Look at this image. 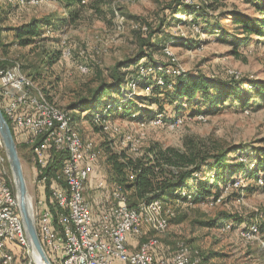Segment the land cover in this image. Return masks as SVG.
<instances>
[{"label": "rangeland", "instance_id": "obj_1", "mask_svg": "<svg viewBox=\"0 0 264 264\" xmlns=\"http://www.w3.org/2000/svg\"><path fill=\"white\" fill-rule=\"evenodd\" d=\"M164 2L165 0H81L79 11L73 18L70 12L75 7L67 9L59 0H13L11 3L0 0V70L3 68L5 72H18L31 79L37 89L36 93L40 92L48 102L68 111V106L83 96L88 86L96 85V75L101 73L102 78L109 81V70L117 62L136 56L142 49L140 40L147 38L138 33L140 27L157 22L161 17L165 18L164 13H160ZM200 2L201 0H186L192 6H198ZM216 8L208 13L228 35H207L195 26L190 28L189 24L183 23L189 19L180 14L165 18V24H175L164 28L171 43L165 44L164 50L156 56L162 57L166 64H172L171 67H176L168 70L167 74L197 73L224 82L230 79L263 81L264 38L252 35L248 37L246 45L236 47L238 43L235 38H245L246 35L237 31L229 17H224L225 14L234 12L248 17H255L257 14L242 0H222ZM173 18L183 22L176 24L172 21ZM32 19L48 20L50 24H57L56 29L49 32L44 29V25L40 26L37 43L21 47L16 43L12 30ZM144 28L146 31V27ZM190 41L200 43L191 49L187 46ZM234 50L238 53L234 54ZM59 51L61 56H58L56 63L51 67L47 66L50 57ZM36 70L39 71L35 72ZM36 73L39 74L36 78L28 76H35ZM146 74L147 72L140 73L141 76ZM234 76L238 78L235 79ZM243 88L250 87L245 84ZM128 89L131 94L126 96L127 100L132 95L136 97L146 94L137 92V85L135 88H126L127 91ZM250 96H253L251 106L245 111L237 103L230 101L219 111L204 113V117L197 118L190 117L191 109L188 105H183L176 123L169 119L168 113L165 121V115L159 113L155 116L159 120L154 118L155 120L145 119V122H139L140 120L132 119L128 112H115L110 116L106 112L108 122L99 118L94 120L96 115L104 113V109L89 118L85 117V113L69 111L73 124L70 128L80 136L85 145H90L85 154L96 166L98 161H102L105 148L113 152L126 149L129 156L136 157L151 144L182 149L186 138L196 137L222 149L234 148L230 158H237L239 162L252 167L264 155V100L255 98L253 93H248L246 99ZM118 98L114 94V100ZM133 104L139 102L133 99ZM144 106L148 111L156 110L157 107ZM20 148L18 154L34 215L37 212L36 202L45 198V194H41L42 188L35 175V156L27 146ZM237 150L246 157H239ZM0 153L5 155L1 141ZM98 166L96 175L100 181L105 178V170L102 164ZM3 177L14 189L8 162ZM87 187L86 195L91 196V184ZM90 196L86 197L91 200ZM140 206L145 211L149 205ZM155 208L148 210L151 217L164 222L166 228L144 226L146 229L140 233L139 244L143 243L140 238L145 234L143 238L153 237L155 240L152 241H155L157 247L162 245L168 254L186 245L204 256L212 254L216 257L213 262L218 264H264V233L253 235L249 230L242 231L250 223L264 224V184L261 181L257 184L253 179L238 180L229 185L215 202L210 200L198 205L179 203L172 208L157 204ZM209 221H212L211 225H204ZM252 227L253 225L249 229L252 230ZM148 241L151 240L145 242ZM28 251L30 259L34 261L33 252Z\"/></svg>", "mask_w": 264, "mask_h": 264}, {"label": "trees", "instance_id": "obj_2", "mask_svg": "<svg viewBox=\"0 0 264 264\" xmlns=\"http://www.w3.org/2000/svg\"><path fill=\"white\" fill-rule=\"evenodd\" d=\"M25 1L30 2L32 0ZM59 1L67 9L75 7V10L70 12V16L73 17L74 15L76 17L81 0ZM221 1L201 0L197 4L198 6H192L186 3V0H165L160 8V13H164L165 18L178 14L183 15L189 20L183 22L181 19L173 18L172 21L176 24L181 22L189 24L190 28L195 26L199 31L207 35L217 33L225 36L228 34L219 26L217 20L208 13L209 10H216V6ZM242 1L251 6L257 16L248 17L235 12L229 15L225 14L224 17H229L228 19L237 27V31L242 35H246L245 38H235L238 43L236 47L246 45L247 41H249V36L264 37V0ZM165 18L161 17L157 22L143 25L146 27V31L143 26L140 27L138 33L143 38L145 36L147 38L140 40L142 49L139 50L136 56L117 62L109 70L107 75L109 81L102 78L101 73L96 75V85L94 87L88 86L84 95L68 106V111L63 110L71 126L73 124L69 111L85 113V117L89 118L104 109V113L96 115L94 120L99 118L108 122L106 112L109 116L115 112H128L131 114L132 119L140 120L139 122H145V119L152 120L159 113L163 114V116L165 115L163 120L165 121L166 113H168L169 119L176 123L179 119L178 117H180V112L183 110V105H188L191 109L190 117L197 118L198 116L204 117V113L219 111L226 102L230 101H234L245 111L250 108L253 97L250 96L246 99L248 93H253L255 98L264 100V80L256 82L246 79H230L224 82L209 79L197 73L167 74L168 70L176 67H171L172 64H166L162 57L156 56L157 53L164 50L165 44L171 43V39L165 33L164 28L166 25L175 24H170L169 22L165 24ZM42 25H44L46 31L52 32L56 29L57 24H50L48 20L32 19L28 23L12 30L16 43L21 47L36 44L40 36L39 28ZM230 36L232 37L233 35ZM199 43L190 41L187 46L192 49ZM233 53L237 54L238 52L234 50ZM58 56H61L60 51L50 57L47 66L51 67L56 63ZM164 57L166 58L165 55ZM38 71L36 70L35 72ZM146 72L145 76L140 75V73ZM28 76L36 78L39 74ZM245 84H248L250 88H243ZM131 85H137V92L146 94L136 97L132 95L131 99L127 100L126 96L131 94V91L129 89L127 91L126 88H131ZM114 94L119 96L117 100H114ZM133 99L139 104H133ZM145 104L147 107L152 108H155L156 105V110H146ZM167 107H170V109L167 110ZM0 110L3 113L1 97ZM155 119L159 120V118ZM5 120L20 154V147L25 145L20 142L19 133L15 132L6 118ZM234 151V148L222 149L196 137H189L183 141L182 149L163 147L154 143L146 148L140 156L136 157L129 156L126 149L113 152L105 148L101 162L105 170V179L116 187L117 196L122 195L125 197L128 207L134 208L137 205L139 208L140 205L148 206L156 203L158 206L162 205L166 208H172V206L179 203L198 205L210 200L215 202L229 185L234 184L238 180L253 179L255 183L258 184L261 181L263 185L264 155L256 160L255 165L249 167L245 163L239 162L237 158L234 160L230 158V153ZM237 153L240 154L239 157H246L242 152L238 151ZM31 154L36 156V152H31ZM65 158L66 156L63 154L53 153L52 159L43 171L44 177L47 179L42 190L45 194V209L51 210L53 214L54 206L50 201L51 178L61 170ZM36 166L38 165L36 164ZM119 189L120 192H118ZM91 203L94 208L101 206V203L98 204L94 198H91ZM234 221L238 220L234 219ZM211 224L212 221L204 223V225ZM251 225H253L252 228L256 229V232H252L249 229ZM243 228L242 231L249 230L253 235L264 233V224L250 223ZM144 235L140 238L141 242L155 240L153 237L143 238ZM42 246L50 262L52 264H60L59 255L49 252L43 242ZM16 249L21 250L19 248ZM16 249H14L15 255H17ZM153 253L161 257L169 255L162 245H158ZM198 257L200 264H218L213 262L216 257L212 254L204 256V254L198 252Z\"/></svg>", "mask_w": 264, "mask_h": 264}, {"label": "built area", "instance_id": "obj_3", "mask_svg": "<svg viewBox=\"0 0 264 264\" xmlns=\"http://www.w3.org/2000/svg\"><path fill=\"white\" fill-rule=\"evenodd\" d=\"M0 97L2 114L17 125L20 142L39 155V166H34V171L43 190V183H46L43 171L53 153H64L61 120L42 110V105L31 98L26 87H16L15 78L6 74L3 68L0 70ZM68 157H71V164L63 167L58 176V187L54 189V214L45 209V200L41 198L36 202L37 212L33 215L36 216L35 224L41 244L43 242L52 254L59 255L60 264H140L141 261H149V264H184L182 252L161 257L153 253L157 247L139 244L140 233L146 229L141 224L140 209L137 205L128 207L127 200L117 196L116 187L104 181L105 178L97 180L95 184L94 190L99 195L101 206L94 208L85 190L96 171V164L77 145L75 152ZM6 165V156L0 153V243H7L13 251L15 264H20L18 250L15 255V248L8 245V236L16 235L14 218H20V214L16 194L3 177ZM64 191H71L73 196L71 212L77 218V226L83 227L82 237L86 239L89 260H82L81 255L75 254L72 234L59 221ZM132 242L137 247L133 248ZM33 260L34 264H39L34 252Z\"/></svg>", "mask_w": 264, "mask_h": 264}, {"label": "bare ground", "instance_id": "obj_4", "mask_svg": "<svg viewBox=\"0 0 264 264\" xmlns=\"http://www.w3.org/2000/svg\"><path fill=\"white\" fill-rule=\"evenodd\" d=\"M12 1L13 0H8L9 3H11ZM62 55L65 56V53H62ZM5 73L15 78L16 87H26L27 91L31 93V98L36 99L39 102V104L42 105V110L50 113L51 116H54L58 118L59 120H61L62 127L64 128V131H62V143H63L64 153H59V154H63L64 156H66V158H65V161L63 163L61 170L53 178H51L50 201L51 203H54L55 202V190L54 189L58 187V176L61 174L62 169L64 166H66V164H71V157H68V155H71L72 153L75 152V145H77L78 149L83 150L84 152L86 149L88 150L90 148V145H85L83 141L81 140L80 136L74 130L70 128V123L68 121L66 113L63 110L48 103L45 97L43 96V94H41L40 92L38 93L35 92L36 87L34 86L31 80L27 79L26 77L19 74L18 72H5ZM172 75H177V74L172 72ZM234 75L236 74L234 73ZM235 78L237 79L238 77L235 76ZM131 87L135 88V85H131ZM8 121L13 127V129L19 132L17 125L14 124L13 121H10V120ZM90 156L94 158L93 154H91ZM35 158H36L35 164L39 166V155L37 154V152H36ZM44 179L47 180L46 177H44ZM43 184L45 185V183ZM118 192H120V189L118 190ZM119 196H122V195H119ZM155 207H157L156 203L150 204L146 208L145 211H143V208L141 209V206L139 207L140 214H141V224H143V227L151 226L153 229H165L166 226L164 225V222H162L161 220L152 218L148 211L149 208H155ZM72 208H73V196L71 195V191L62 192V202H61L60 210H59V221L62 223V225H65V227H67L68 233L72 234L73 242L75 245V254L81 255L82 260H89V251H86V239L82 237L83 227L77 226V218L73 214V212H71ZM14 226L16 227V235L8 236V245L12 246L13 248L21 249V251L18 253L20 264H34V261H32L29 257V251H28L29 245L27 243L28 240L27 238L23 237L25 236V232H24L21 218H14ZM252 231L256 232V229L252 228ZM141 244H145V247H157L155 241H152V240L148 242L144 241ZM174 252L183 253L184 264H200L198 252L192 249H189L188 246L182 245L178 247L176 251ZM34 256H35L36 261L38 262L39 260L38 256L35 255V253H34ZM39 262L40 264H42L40 260ZM0 264H15V259L13 257V251L11 248L7 246V243H0ZM140 264H149V261H141Z\"/></svg>", "mask_w": 264, "mask_h": 264}, {"label": "water", "instance_id": "obj_5", "mask_svg": "<svg viewBox=\"0 0 264 264\" xmlns=\"http://www.w3.org/2000/svg\"><path fill=\"white\" fill-rule=\"evenodd\" d=\"M0 141L12 173L18 209L29 249L33 251L42 264H52L40 242L32 212V205L26 188L17 146L11 130L0 110Z\"/></svg>", "mask_w": 264, "mask_h": 264}, {"label": "crops", "instance_id": "obj_6", "mask_svg": "<svg viewBox=\"0 0 264 264\" xmlns=\"http://www.w3.org/2000/svg\"><path fill=\"white\" fill-rule=\"evenodd\" d=\"M256 37H257V36H256ZM262 38H264V37H262ZM99 159H100V158H99ZM98 164L100 165V164H102V162L100 161V163H99V161H98ZM98 164H97L96 170H97V168L99 167ZM96 172H97V171H95L94 174L92 175V177H91L89 183L86 184V188H88L87 186H88L89 184H91V192H92V195H94V196H92V195H91V196H90V195H86V196H87V197L90 196V198H92V199L94 198V199L96 200V202H98V204H100L99 195H98V193H96L95 190H94L95 184H96V182H97V180H98V176L96 175ZM97 174H98V172H97ZM41 192H42L41 194H43V196H44L43 191H41ZM41 194H40V197H42ZM85 194H87L86 190H85ZM96 196H97V198H96ZM132 243H133V242H132ZM132 246H133V248H135V247H137V244H133Z\"/></svg>", "mask_w": 264, "mask_h": 264}]
</instances>
